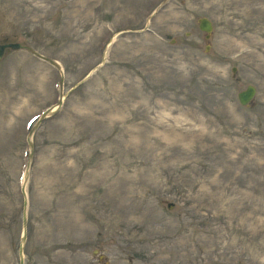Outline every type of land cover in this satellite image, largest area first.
Wrapping results in <instances>:
<instances>
[{
	"label": "rangeland",
	"instance_id": "374dc122",
	"mask_svg": "<svg viewBox=\"0 0 264 264\" xmlns=\"http://www.w3.org/2000/svg\"><path fill=\"white\" fill-rule=\"evenodd\" d=\"M8 42L0 264L24 199L23 264H264V0H0Z\"/></svg>",
	"mask_w": 264,
	"mask_h": 264
},
{
	"label": "water",
	"instance_id": "95a60500",
	"mask_svg": "<svg viewBox=\"0 0 264 264\" xmlns=\"http://www.w3.org/2000/svg\"><path fill=\"white\" fill-rule=\"evenodd\" d=\"M198 28L205 32V38L208 39L210 37V33L213 29L212 23L209 19L205 17H201L198 19ZM21 44L15 43V42H10V43H3L0 44V59L2 58L5 50L7 48L9 49H18L21 48ZM206 49H208V46H206ZM51 63H53L52 60H49ZM232 72L235 73V68H232ZM256 89L253 85H247L245 89L241 90L237 94V100L240 105L242 106H248L252 101L255 96ZM26 204L27 201L24 199L23 202V215H22V227H23V232L22 236L20 238V245H19V264H23V243L25 241V224H26ZM171 206V205H169Z\"/></svg>",
	"mask_w": 264,
	"mask_h": 264
}]
</instances>
